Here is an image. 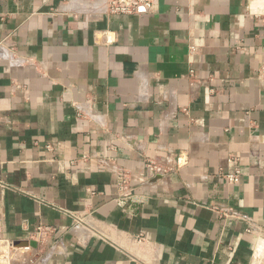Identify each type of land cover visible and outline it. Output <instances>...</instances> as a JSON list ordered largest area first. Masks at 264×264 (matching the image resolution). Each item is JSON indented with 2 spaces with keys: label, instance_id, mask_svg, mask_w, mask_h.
Returning a JSON list of instances; mask_svg holds the SVG:
<instances>
[{
  "label": "crops",
  "instance_id": "obj_1",
  "mask_svg": "<svg viewBox=\"0 0 264 264\" xmlns=\"http://www.w3.org/2000/svg\"><path fill=\"white\" fill-rule=\"evenodd\" d=\"M0 49V239L54 229L44 264H264V0H0Z\"/></svg>",
  "mask_w": 264,
  "mask_h": 264
},
{
  "label": "built area",
  "instance_id": "obj_2",
  "mask_svg": "<svg viewBox=\"0 0 264 264\" xmlns=\"http://www.w3.org/2000/svg\"><path fill=\"white\" fill-rule=\"evenodd\" d=\"M158 0H104L105 10L111 15L131 16L139 11L151 12L157 5ZM6 53L0 49V56ZM49 148V147H47ZM152 171L157 172L156 167H151ZM229 184H237L240 179V170L233 167V170L225 175ZM119 185L126 186L125 176H119ZM81 224L79 217H73V226L76 228ZM54 229L50 227H37L36 231L28 236L26 241H34L37 248L31 246L17 247L15 242L9 239H0V264H44L47 257L52 253L49 242H52ZM54 244H56L54 242Z\"/></svg>",
  "mask_w": 264,
  "mask_h": 264
},
{
  "label": "water",
  "instance_id": "obj_3",
  "mask_svg": "<svg viewBox=\"0 0 264 264\" xmlns=\"http://www.w3.org/2000/svg\"><path fill=\"white\" fill-rule=\"evenodd\" d=\"M31 246L32 248H37V244L34 241H26V240H19V241H15V246L17 247H23V246Z\"/></svg>",
  "mask_w": 264,
  "mask_h": 264
}]
</instances>
